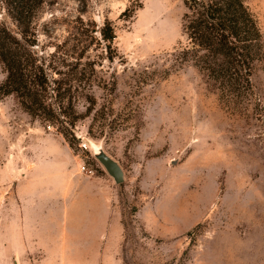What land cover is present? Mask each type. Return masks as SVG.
I'll list each match as a JSON object with an SVG mask.
<instances>
[{"label": "rangeland", "instance_id": "374dc122", "mask_svg": "<svg viewBox=\"0 0 264 264\" xmlns=\"http://www.w3.org/2000/svg\"><path fill=\"white\" fill-rule=\"evenodd\" d=\"M186 1L35 8L36 51L67 111L72 95L75 123L0 97V264H264V58L244 106L228 104L182 58ZM245 2L264 36V0ZM0 21L17 30L3 0ZM6 74L0 60V84ZM99 149L123 166V182ZM83 177L104 181L105 196L82 194L74 179Z\"/></svg>", "mask_w": 264, "mask_h": 264}, {"label": "trees", "instance_id": "16d2710c", "mask_svg": "<svg viewBox=\"0 0 264 264\" xmlns=\"http://www.w3.org/2000/svg\"><path fill=\"white\" fill-rule=\"evenodd\" d=\"M3 2L16 21L17 30L0 21V60L7 72L0 84V97L15 93L32 116L60 122L68 129L75 123L71 118L75 113L72 95L68 100L71 111H67V95L59 91L58 84L51 86L52 81L59 80L51 79L35 47L31 24L35 8L42 0ZM186 4L183 27L188 42L182 58L191 59L228 104L241 108L253 87L255 64L264 58V36L256 17L245 0H187ZM102 36L111 46L116 36L111 21L103 26ZM49 89L59 94L56 101L49 100ZM61 115L70 116V120ZM61 131L68 137L65 130Z\"/></svg>", "mask_w": 264, "mask_h": 264}, {"label": "crops", "instance_id": "0c3cea01", "mask_svg": "<svg viewBox=\"0 0 264 264\" xmlns=\"http://www.w3.org/2000/svg\"><path fill=\"white\" fill-rule=\"evenodd\" d=\"M84 172H87V171H84ZM74 180H75L76 185H78L79 187H82V194H88V195H90V197H92V198H90V200L97 198V197H98V199H100L101 194H103L104 196L106 194V183L97 177H83L82 179L75 178ZM104 200H105V198H104ZM93 202L94 201H90V208H91V205L94 204ZM87 208L89 209V207H87ZM93 210H96V207L92 206V212L94 213ZM97 210L99 212H101L100 204L98 205ZM103 224H106L105 216L103 219ZM22 236H23V234H22ZM6 238H8V240H10V236H7ZM19 241H20V239H19ZM19 249H20V247H19Z\"/></svg>", "mask_w": 264, "mask_h": 264}, {"label": "water", "instance_id": "95a60500", "mask_svg": "<svg viewBox=\"0 0 264 264\" xmlns=\"http://www.w3.org/2000/svg\"><path fill=\"white\" fill-rule=\"evenodd\" d=\"M96 157L117 183L124 181L125 171L117 159L107 153L104 149H99L96 152Z\"/></svg>", "mask_w": 264, "mask_h": 264}, {"label": "built area", "instance_id": "2783aa9c", "mask_svg": "<svg viewBox=\"0 0 264 264\" xmlns=\"http://www.w3.org/2000/svg\"><path fill=\"white\" fill-rule=\"evenodd\" d=\"M84 147H87L86 143H83ZM82 170L87 171L88 173H93V169L90 167H87L85 164L82 165Z\"/></svg>", "mask_w": 264, "mask_h": 264}]
</instances>
